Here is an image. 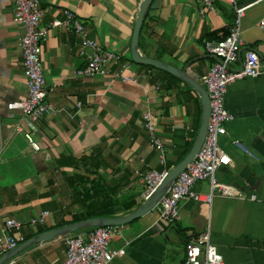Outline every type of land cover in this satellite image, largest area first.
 Returning a JSON list of instances; mask_svg holds the SVG:
<instances>
[{"label": "crops", "instance_id": "obj_1", "mask_svg": "<svg viewBox=\"0 0 264 264\" xmlns=\"http://www.w3.org/2000/svg\"><path fill=\"white\" fill-rule=\"evenodd\" d=\"M140 1L38 0L43 12L40 26L60 18L64 10L72 11L89 37L127 61L126 73L135 81L73 76L83 61L78 39L61 27L51 28L40 44L46 98L72 116L60 112L31 122L19 110L6 108V103L25 95L26 85L18 45L21 27L11 19V1L0 0V220L15 215L20 221L30 219L44 210L55 219L68 220L78 211L67 179L80 170L57 166L61 155L78 158L95 146L102 158L109 154L111 168L100 169L97 174L104 185H116L114 197L132 187L131 196L125 200L134 204L129 210L120 205L113 213L122 215L142 201L144 172L150 168L167 170L165 164L174 163L183 154L194 132L198 98L176 82L169 89L158 88L161 81L155 79L157 69L129 63L130 37ZM235 1L244 6L239 24L241 49L252 48L264 59V23L258 25L264 16V0ZM199 8L194 0H151L139 29L140 54L185 67L200 80L213 61L203 48L206 34L217 31L219 35L221 29H228L233 13L223 0H212V9L203 15ZM224 107L231 119L225 122V133L219 134L218 142L230 164L219 167L215 178L230 186L233 193L213 191L209 202L181 200L178 220L169 224L158 218L154 208L134 219L133 227L116 226L114 244L111 239L109 246H124V254L111 264H169L177 255L176 248L171 249L176 243L182 245L180 264L183 243L205 229L224 264H264V78L243 77L230 83ZM145 110L151 113L155 134L165 149L163 164L149 145L142 120ZM25 134L37 143L38 150L30 148ZM233 139L254 157L234 146ZM194 189L208 193L207 181L195 182ZM65 210L69 212L62 214ZM33 230L25 227L23 232ZM64 257L65 245L57 238L24 249L12 261L59 264Z\"/></svg>", "mask_w": 264, "mask_h": 264}, {"label": "built area", "instance_id": "obj_2", "mask_svg": "<svg viewBox=\"0 0 264 264\" xmlns=\"http://www.w3.org/2000/svg\"><path fill=\"white\" fill-rule=\"evenodd\" d=\"M12 3V21L21 27L19 51L22 73L25 79L26 93L17 101L6 103L7 109H17L27 120L34 122L44 116H55L60 112L68 113L64 107L54 106L47 98L44 89V78L41 68L40 44L45 40L48 30L61 27L77 37L80 48L78 54L83 57L79 67L73 70L75 77L94 78L108 76L121 82H132L135 79L126 73L127 61L121 55L104 49L93 38L89 37L82 21L69 10H64L60 18L52 19L44 26L39 22L43 12L38 8V0H10ZM200 4L199 14L212 9V0H194ZM230 4L233 19L228 27V33L216 40H206L203 48L213 61L207 71L200 76L208 99V117L205 124L203 140L194 156L185 168L177 173L159 196L154 208L158 218L169 224L178 220V204L181 200L209 202L211 194L231 195L230 186L219 183L215 178L216 170L230 164L229 156L218 146V136L225 133L224 124L231 115L224 107V94L227 86L243 77L261 76L264 78V59H261L252 48L241 49L242 41L239 35L240 19L244 6L235 0H223ZM259 1V0H255ZM264 16L258 22L261 26ZM79 107V103H75ZM151 113L143 111L142 120L148 133V142L158 152V159L163 164V145L155 134ZM15 130H19L15 127ZM27 144L34 151L37 143L25 134ZM231 143L242 149L247 155L254 157L241 143L233 139ZM166 169H148L143 174L141 200L146 199L157 187L166 174ZM206 180L208 193L201 194L194 189L197 181ZM153 208V209H154ZM49 212L44 210L27 221L15 218L0 220V255L14 247L23 239L21 229L45 222ZM116 226H96L89 230L67 234L63 239L65 257L59 264H111L124 254V246L112 248L109 246L111 236ZM5 264H13L12 259ZM182 264H224L221 255L210 243L208 229L199 232L193 239L183 243Z\"/></svg>", "mask_w": 264, "mask_h": 264}, {"label": "water", "instance_id": "obj_3", "mask_svg": "<svg viewBox=\"0 0 264 264\" xmlns=\"http://www.w3.org/2000/svg\"><path fill=\"white\" fill-rule=\"evenodd\" d=\"M151 0H141L138 11L135 17V21L132 28L129 44V55L130 60L136 64H142L151 66L155 69L165 71L172 75L176 79L186 84L191 91L195 93L199 102V118L198 126L194 138L192 139L191 145L187 153L179 160L175 165L167 169L166 174L161 179L157 187L153 192L146 198L143 199L139 205L131 209L122 215L112 216H98L89 217L70 223H65L53 228H49L33 234L23 241L19 242L16 246L10 248L6 252L0 255V264H5L7 261L13 259L16 255L21 253L24 249L39 243H45L51 240L60 238L66 234L73 233L79 229L86 227L95 226H121L134 219H137L151 210H153L159 196L164 192L168 184L174 179L178 172L183 170L187 163H189L195 156L204 136L205 124L208 117V99L205 88L201 85V82L196 79L193 75H190L185 67H175L164 61L153 59L150 57H144L140 54L137 48L139 29L142 23L143 15L147 9L148 4Z\"/></svg>", "mask_w": 264, "mask_h": 264}, {"label": "trees", "instance_id": "obj_4", "mask_svg": "<svg viewBox=\"0 0 264 264\" xmlns=\"http://www.w3.org/2000/svg\"><path fill=\"white\" fill-rule=\"evenodd\" d=\"M216 33L217 31H212L206 34L207 40H216L225 36L228 33V29L225 28L221 29L219 35ZM144 66L149 69H153V67L151 66H147V65ZM157 72H158V76H155V79L161 81L158 85V88L169 89L172 86V84H174L175 82L183 86H187L186 84L176 79L172 75L166 73L165 71L157 69ZM134 113L135 112L133 111L132 115H134ZM198 118H199V111L196 113L194 131L198 125ZM190 145H191L190 141L186 142L183 154L182 155L180 154V156L174 161V163H166L165 167L169 168L172 164L175 165L179 160H181L184 154L187 153ZM110 157L111 156L108 154L107 158L105 157L102 158L100 156V149L97 146L92 147L89 154L80 155L78 158H74L72 156L66 157L64 155L59 156L56 161L57 166L59 167L69 166L74 169L80 170L79 173L77 172L75 174L72 173V175H70L68 178L69 185L71 186L72 193L75 197L74 203L78 204L79 209L78 211L73 212L71 214L70 219L68 220L57 218L55 219L54 224L43 223V224H37L32 227H26V228L34 227V230L30 233H26V232L24 233L23 232L24 228H23L21 230V233H23L24 235L23 238L26 239L29 236L41 232L43 230L89 217L112 216L116 208L119 207L120 205L124 207L126 210H129V208L134 204V202L133 200H125V199L131 196L129 195L130 194L129 189L130 188L132 189V187L126 189L123 194H119L118 196L114 197V194L116 192V185L111 187L104 185L101 182L102 178L100 177L99 174H97V171L100 169L111 168L112 166L111 163L107 161L108 158ZM114 163L115 164L117 163V159H114ZM89 176L92 177L89 178ZM89 228L90 227L82 228L71 234H75Z\"/></svg>", "mask_w": 264, "mask_h": 264}, {"label": "rangeland", "instance_id": "obj_5", "mask_svg": "<svg viewBox=\"0 0 264 264\" xmlns=\"http://www.w3.org/2000/svg\"><path fill=\"white\" fill-rule=\"evenodd\" d=\"M128 57V56H127ZM126 60H127V58H126ZM129 61V63H132V64H135L134 62H131L130 60H128ZM200 81V80H199ZM202 85V84H201ZM203 86V85H202ZM204 87V86H203ZM181 99V101L183 102V100H184V98L183 97H181L180 98ZM152 119V118H151ZM198 126V125H197ZM146 130V129H145ZM196 130H197V128L195 129V131L193 132V134L191 135V141L190 142H192V139L194 138V136H195V133H196ZM217 144H218V146H219V142L217 141ZM220 147V146H219ZM165 150V149H164ZM68 180V179H67ZM69 181V180H68ZM20 196V195H19ZM31 214L33 213L34 214V211L33 210H31V211H29ZM68 213L69 211H67V210H65V211H63L62 212V214L63 213ZM15 215V214H14ZM15 218H17L18 219V216L17 215H15L14 216ZM46 219V223L47 224H54V222H55V217L53 216V215H51V216H48V217H46L45 218ZM28 219H22L21 221H27ZM49 221V222H48ZM125 224H127V225H129V226H131V227H133L134 225H135V222L132 220V221H130V222H128V223H125ZM122 226V225H121ZM117 227H119V226H117ZM117 227L115 228V232H114V234H112V236L114 235L115 236V233H116V231H117ZM29 229V228H28ZM32 232V231H31ZM112 236H111V239H112ZM113 241H115V240H113L112 239V244H114V242ZM59 242H63V240H62V238H59ZM169 243V242H168ZM111 245V244H110ZM181 246L182 245H178V243H176L175 245H173L172 247H171V249H174V248H176V250H177V255L172 259V260H170L169 261V264H178L179 262V260L182 258V252H181ZM174 247V248H173Z\"/></svg>", "mask_w": 264, "mask_h": 264}, {"label": "bare ground", "instance_id": "obj_6", "mask_svg": "<svg viewBox=\"0 0 264 264\" xmlns=\"http://www.w3.org/2000/svg\"><path fill=\"white\" fill-rule=\"evenodd\" d=\"M31 218H32V217H31ZM28 220H29V219H28ZM45 221H46V220H45ZM44 223H45V222H44ZM42 224H43V223H42ZM36 225H37V224H36ZM33 226H35V225H33ZM25 227H26V226H25ZM25 227H23V228H25ZM31 227H32V226H31ZM95 227H96V226H95ZM23 228H22V229H23ZM91 228H92V227H90L89 229H91ZM22 229H21V230H22ZM89 229H86V230H89ZM86 230H84V231H86ZM81 232H83V231H81ZM73 233H74V232H73ZM78 233H79V232H78ZM22 234H23V233H22ZM70 234H71V233H70ZM23 237H24V235H23ZM63 237H64V236H63ZM63 237H62V238H63ZM23 240H24V238H23L21 241H23ZM21 241H20V242H21ZM18 243H19V242H17V244H18ZM17 244H16V245H17ZM16 245H15V246H16ZM8 250H9V249H8ZM5 252H6V251H5ZM3 253H4V252H3ZM3 253H2V254H3Z\"/></svg>", "mask_w": 264, "mask_h": 264}]
</instances>
